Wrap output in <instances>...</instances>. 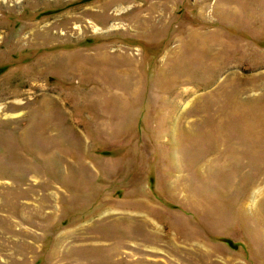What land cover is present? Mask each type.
<instances>
[{
    "label": "rangeland",
    "instance_id": "obj_1",
    "mask_svg": "<svg viewBox=\"0 0 264 264\" xmlns=\"http://www.w3.org/2000/svg\"><path fill=\"white\" fill-rule=\"evenodd\" d=\"M0 264H264V0H0Z\"/></svg>",
    "mask_w": 264,
    "mask_h": 264
},
{
    "label": "bare ground",
    "instance_id": "obj_2",
    "mask_svg": "<svg viewBox=\"0 0 264 264\" xmlns=\"http://www.w3.org/2000/svg\"><path fill=\"white\" fill-rule=\"evenodd\" d=\"M115 219H116V218H115ZM129 237H130V236H129ZM125 239H126V238H125ZM118 254H119V253H118ZM125 261H126V260H125ZM125 261H124V262H125ZM130 262H131V261H130Z\"/></svg>",
    "mask_w": 264,
    "mask_h": 264
}]
</instances>
